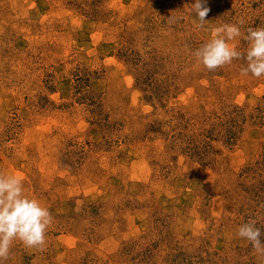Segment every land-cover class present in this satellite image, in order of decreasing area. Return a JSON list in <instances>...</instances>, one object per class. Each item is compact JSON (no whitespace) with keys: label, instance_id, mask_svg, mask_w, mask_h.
Listing matches in <instances>:
<instances>
[{"label":"rangeland","instance_id":"rangeland-1","mask_svg":"<svg viewBox=\"0 0 264 264\" xmlns=\"http://www.w3.org/2000/svg\"><path fill=\"white\" fill-rule=\"evenodd\" d=\"M195 2L0 0V172L54 217L4 264H264V75L194 55L264 0Z\"/></svg>","mask_w":264,"mask_h":264},{"label":"clouds","instance_id":"clouds-1","mask_svg":"<svg viewBox=\"0 0 264 264\" xmlns=\"http://www.w3.org/2000/svg\"><path fill=\"white\" fill-rule=\"evenodd\" d=\"M191 9L198 15L197 26L205 29V18L210 11V8L205 6V0H196ZM242 24L243 20L238 24H224L205 29L210 31L211 38L195 51L196 59L209 71L231 64L234 59H242L247 65L241 69L242 76L250 73L260 78L264 75V27L248 28L245 39L249 46L246 53L238 51L229 43L241 35ZM53 219L48 207L25 194L20 176L0 172V264L10 258L14 240L18 239L28 248L42 250ZM256 224V220L250 219L238 228L237 234L251 242L253 249L264 256L262 232Z\"/></svg>","mask_w":264,"mask_h":264}]
</instances>
